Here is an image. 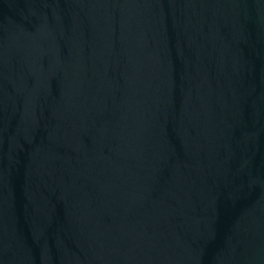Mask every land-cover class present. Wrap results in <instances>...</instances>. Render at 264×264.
Here are the masks:
<instances>
[{
    "label": "water",
    "instance_id": "1",
    "mask_svg": "<svg viewBox=\"0 0 264 264\" xmlns=\"http://www.w3.org/2000/svg\"><path fill=\"white\" fill-rule=\"evenodd\" d=\"M0 264H264V0H0Z\"/></svg>",
    "mask_w": 264,
    "mask_h": 264
}]
</instances>
